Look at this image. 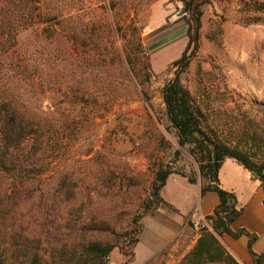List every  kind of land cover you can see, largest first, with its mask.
Listing matches in <instances>:
<instances>
[{
  "label": "trees",
  "instance_id": "1",
  "mask_svg": "<svg viewBox=\"0 0 264 264\" xmlns=\"http://www.w3.org/2000/svg\"><path fill=\"white\" fill-rule=\"evenodd\" d=\"M178 1L183 7L188 42L181 58L167 72L172 77L162 92L164 117L176 135L180 149L176 156L181 155V150L186 151L197 172L188 174L160 165L152 172L149 189L138 195L135 202L123 190L136 186L135 180L123 170L116 173L113 170L116 168L107 165L86 178L58 172L72 153L73 139L82 127L78 113L41 108L32 87L23 88L16 95L2 94L0 264H107L114 251L129 262L142 233L144 217L161 209L175 212L163 198L171 175L186 179L190 185L200 182L201 196L215 193L219 198L213 214L205 218L210 228L198 225L195 246L179 264H241L221 243L224 235L234 240L247 237L251 264H264V254L253 251L258 237L246 230H232L241 209L235 194L223 190L219 182L224 162L233 160L251 175H258L254 180L264 193V102L212 80L200 78L194 91L182 81L200 50L203 8L215 0ZM249 6L252 12L264 14V2L253 1ZM42 17L38 15L40 24L51 18ZM24 19L14 0H0L3 46L14 42L26 30L29 25ZM254 23L264 24V18L255 19ZM70 33V38L77 41L76 29ZM116 34L124 42V61L115 48L103 47L102 40L93 35L84 42L86 47L93 44L100 52L98 59L111 58V64L105 60L98 67L105 72L116 69L121 83L89 79L84 76L89 65L80 63L73 50L68 52L66 96L77 100L72 102L75 108L91 107L89 123L123 99L120 90L129 88L135 93L138 88L144 92L158 79L142 42L143 27L135 24L124 29L117 22ZM208 39L215 41L212 36ZM90 53L87 63L95 57ZM96 85L109 94L104 98L94 96ZM48 176L55 181L46 184ZM188 226L192 229L194 224L190 221Z\"/></svg>",
  "mask_w": 264,
  "mask_h": 264
},
{
  "label": "rangeland",
  "instance_id": "2",
  "mask_svg": "<svg viewBox=\"0 0 264 264\" xmlns=\"http://www.w3.org/2000/svg\"><path fill=\"white\" fill-rule=\"evenodd\" d=\"M253 1L264 2L215 0L203 8L200 50L182 78L191 91L195 90L198 80L204 78L216 84H226L248 98L264 102V24L254 23L255 19H263L264 14L252 12L249 5ZM14 2L17 12L25 17L29 26L6 46L1 43L5 38H0V96L16 95L23 88L29 90L32 87L34 98L40 99L41 108L66 114L71 110L78 113L82 127L73 139L72 153L58 172L86 178L94 170L105 169L107 165L116 168L113 169L116 173L123 170L126 176L135 180L136 186L123 188L133 202L149 189L152 172L160 165L188 174L197 172L196 164L186 151L181 150V155L176 156L180 150L176 135L164 117L162 92L172 77L167 72L171 64L181 58L188 42L183 7L178 0ZM39 14L44 16L43 20L51 18L40 24ZM117 22L124 29L135 24L143 27L142 42L158 79L144 92L138 88L135 93L129 88L120 90L123 99L109 111H103L95 122L89 123L91 107L75 108L72 102L77 100L66 96L68 52L73 50L76 57L79 55L80 63L86 67L89 65L84 76L100 83H121L116 69L105 72L98 67L105 60L111 64V58L98 59L100 52L93 44L86 47L84 42L93 35V38L102 40L103 47L115 48L124 61V42L116 34ZM74 29L78 34L77 41L69 36ZM208 36L215 41L209 40ZM89 52L90 56L95 54L91 63L86 61L90 60ZM96 87L93 88L96 90L94 96L104 98L109 94V91ZM92 102L90 99V106ZM54 181V177L48 176L45 183ZM116 253L120 254L118 251L112 254Z\"/></svg>",
  "mask_w": 264,
  "mask_h": 264
},
{
  "label": "crops",
  "instance_id": "3",
  "mask_svg": "<svg viewBox=\"0 0 264 264\" xmlns=\"http://www.w3.org/2000/svg\"><path fill=\"white\" fill-rule=\"evenodd\" d=\"M219 182L223 190L235 194L241 209L232 230H246L256 235L253 251L264 254V193L259 183L233 160L224 162ZM163 198L175 212L161 209L144 217L132 259L128 262L116 253L110 256V264H179L195 246L198 225L210 228L205 218L211 216L219 205L217 194L201 196L200 182L190 185L176 175L168 178ZM190 221L194 224L192 229L188 226ZM220 241L241 264H251L247 237L234 240L224 235Z\"/></svg>",
  "mask_w": 264,
  "mask_h": 264
},
{
  "label": "water",
  "instance_id": "4",
  "mask_svg": "<svg viewBox=\"0 0 264 264\" xmlns=\"http://www.w3.org/2000/svg\"><path fill=\"white\" fill-rule=\"evenodd\" d=\"M253 179H257L258 178V175L257 174H254L252 175Z\"/></svg>",
  "mask_w": 264,
  "mask_h": 264
},
{
  "label": "built area",
  "instance_id": "5",
  "mask_svg": "<svg viewBox=\"0 0 264 264\" xmlns=\"http://www.w3.org/2000/svg\"><path fill=\"white\" fill-rule=\"evenodd\" d=\"M107 264H110V263H109V260H108V263H107Z\"/></svg>",
  "mask_w": 264,
  "mask_h": 264
}]
</instances>
